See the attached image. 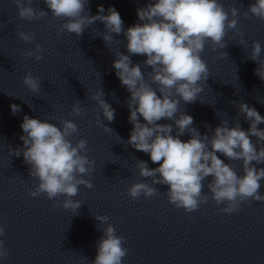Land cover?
Instances as JSON below:
<instances>
[{"label": "clouds", "instance_id": "9594fccd", "mask_svg": "<svg viewBox=\"0 0 264 264\" xmlns=\"http://www.w3.org/2000/svg\"><path fill=\"white\" fill-rule=\"evenodd\" d=\"M43 2L53 17L63 21L57 29L58 34L67 31L80 37L85 29L99 21L103 23L104 31L98 36L102 37L107 48L114 40L113 34L123 33L126 38L127 54L117 51L112 67L121 85L130 93L125 103L130 112L129 123L133 127L127 144L148 154L151 162L158 164V167L149 168L147 161L136 160L139 176L151 182L131 183L126 190L129 197L133 200L142 196L145 199L155 197L160 194L156 185H164L167 190L163 194L169 203L185 213L198 211L209 199L215 202L219 212L225 214L238 213L245 202H264V194L260 193L264 168L255 166L264 164V129L258 127L264 123V116L243 100L229 101L238 108L234 126H230L228 119L221 120L211 130V135H201L193 126V117L180 108L181 101L189 104L198 99L203 91L202 82L206 84L211 75L201 56L206 43H211L213 51L225 49V37L232 31L239 35V45H247L239 27L237 7L225 10L218 0H152L145 7L137 8L139 22L125 29L120 13L113 6H109L107 14H104L103 5H98V14L90 15V9L86 7L89 0ZM14 3L22 20L31 22L49 14L35 9L32 0H14ZM249 14L264 21V0L251 3L244 17ZM17 36L28 44L35 40L33 32L18 29ZM42 47L36 43L34 48L21 55L40 61ZM262 51L261 43L253 41L248 58L257 63L254 74L264 81V60H260ZM134 55H142L146 59L133 64L131 57ZM220 55L222 58L225 53ZM141 65L151 70L145 74ZM23 84L34 94L41 91V80L30 72L24 75ZM104 97L105 92L99 88L88 98L95 101L98 108L97 124L105 132H112L114 130L106 126L104 120L114 121L115 109ZM257 99L264 103V98ZM10 110L13 115L21 111L16 104L10 105ZM85 113L86 109L79 100L71 106L72 115L82 117ZM240 118L249 122L247 130L241 128ZM161 120L172 123H158ZM48 121L24 115L20 125L23 135L19 137L23 147L12 149L9 146V154L23 156L24 163L29 166L28 174L35 183L28 192L30 197L43 194L53 201V208L77 214L82 202L73 197L79 194V186L93 187L91 174L95 171L96 162L88 156L86 139L76 140L73 144L71 138L79 132L74 121L59 119V126ZM205 127L211 129L210 125ZM174 130L175 135L172 134ZM186 132L190 139L183 141L180 137ZM251 137L257 139L253 141ZM218 153L229 161H241L243 174L239 175ZM61 196L64 199L58 202ZM93 217L103 235L97 241V255L90 264H123L128 253L124 247L125 238L116 234L107 215L93 214ZM5 233L6 226L0 224V237ZM9 255L10 249L0 239V260H6Z\"/></svg>", "mask_w": 264, "mask_h": 264}]
</instances>
